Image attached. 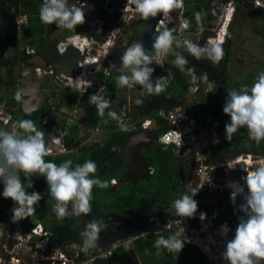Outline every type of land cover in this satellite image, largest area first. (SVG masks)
Here are the masks:
<instances>
[{"label": "clouds", "instance_id": "obj_1", "mask_svg": "<svg viewBox=\"0 0 264 264\" xmlns=\"http://www.w3.org/2000/svg\"><path fill=\"white\" fill-rule=\"evenodd\" d=\"M129 3L135 6L143 19L156 17L158 13H167L174 8L183 6V0H129ZM257 7H264V4L257 0ZM196 15L199 19L200 14ZM40 17L45 23H55L57 26L69 30L85 22L82 8L74 5L70 7L68 0H44ZM187 26L186 22L185 27ZM159 33L153 47L167 54L175 39L172 34L173 30L165 27ZM222 43L223 39L208 49L199 48L187 39L183 41L184 47L193 55L199 57L206 53L214 63H218L224 57ZM121 61L125 68L131 69V77L119 75L116 78L118 85H129L131 80L143 86L151 94H160L165 90L164 77L159 78L153 86L149 82V76L153 69L139 67L141 64L147 65L151 62V57L145 54L141 44L133 43L128 47L121 57ZM186 63L187 61L177 53L174 64L183 71V66ZM202 78L207 80V74ZM89 86L90 83L87 87ZM15 98L17 100L21 98L19 92L16 93ZM91 101L97 102L98 108L101 110L108 106L106 101L100 102L97 96H92ZM136 103L140 104L141 102L137 100ZM223 112L230 117V122L225 124L226 137L236 133L240 127L246 126L249 129L250 137L257 143L264 139V72L257 76L250 90L247 87L240 90H227ZM110 115L114 114L110 113ZM17 128L23 130L26 135H22L20 131L0 128V182L3 184L2 196L11 198L15 202V206L11 209L12 221H20L33 215L36 211L33 206L42 199L41 194L37 191L27 192L26 189L33 185L29 183L25 187L19 172H24L26 175L38 172L45 178L50 196L56 201L53 210L58 219H63L68 214L67 205L69 202L73 203V214L89 213L93 185L100 188L109 186L108 181L90 177V174L96 172V164L87 160L73 168L71 160L63 161L59 165L52 161L46 162L43 157L49 154V150L45 145V133L38 130L35 122L31 120L18 121ZM244 170L246 175L243 180L244 186L247 187V194H244V186L239 183L230 182L229 184V187L232 188L230 200L233 203H235L237 194L243 195L244 203L239 205V210L244 213V216L239 217L234 236L226 241L221 255L227 264H264V165ZM198 190L193 189L190 195L182 194L173 202L172 207L178 216L194 217L198 203L193 197L198 193ZM205 218L206 213L200 212L199 219L203 221ZM220 227L221 235H227L229 232L227 223L225 222ZM103 228L104 226L97 222L86 225L85 230L81 233V236L84 237V251L96 246ZM183 240L179 233L167 238L160 236L155 241V246L158 250L164 247L178 254L184 247Z\"/></svg>", "mask_w": 264, "mask_h": 264}, {"label": "trees", "instance_id": "obj_2", "mask_svg": "<svg viewBox=\"0 0 264 264\" xmlns=\"http://www.w3.org/2000/svg\"><path fill=\"white\" fill-rule=\"evenodd\" d=\"M28 1V2H27ZM33 3V1L29 0H0V20H2V12L5 9L6 5L14 4L17 8L18 16L25 14L26 4ZM25 5V8H24ZM34 7V6H33ZM31 7V10L33 9ZM191 13L188 14V20H195V18L191 17ZM2 33L4 32L5 26H1ZM193 30V28H192ZM1 35L3 36V34ZM2 37L0 36V39ZM188 40L191 41L189 38ZM178 41L174 42L177 44ZM177 53L179 52L182 56L189 55V51L186 47H184L183 42L179 44L178 48H176ZM17 56V58H16ZM195 60L196 57H193ZM18 60L20 62H18ZM25 58L23 57L22 51H18L17 55H12L11 58L1 60L0 61V88H5L9 95V100L4 101L8 106V112L13 115L14 120H31L34 121L36 126H40V122L44 117L46 111H50V125L56 127L57 115L56 112H52V108L57 107L56 111L60 110L67 104L69 108L72 107V104L76 101H80V103L84 106L86 110V115L84 117V121H82V125L86 128V135L82 138H77V135L80 131V124H75L74 122L66 124L67 132L65 135V143L66 146L70 147V143H74V145H78L82 142V139H85L90 134V129L102 127L104 126L107 130L108 134H106L105 144L102 146L99 142H93L89 144L81 145L75 153H67L61 154L58 157H48L44 156L43 159L47 161L55 162L56 164H60L63 161L71 160L73 162L72 167L74 168L77 164H83L87 160H91L96 164V172L94 174H90L91 178H99L102 181H108L109 186L107 188H100L96 185L92 187V199L90 201L91 210H104L109 206L103 200L104 197H108L111 199V207H115L118 209H127L131 208L134 205L137 206V201L141 196H150L154 195L156 191L160 189H164L167 183V177L172 176L175 172V168L177 169V164L174 162L176 158L173 155L172 148H164L161 146L160 151L155 153H149L146 161L147 166L149 168H153L154 172L151 176V182L146 183L143 182L144 186H140L139 184L135 187L128 186L129 190H123V187H120L114 192L110 193V187L112 186L111 180L116 179L119 175L122 174L123 171L126 170L125 166V147L128 138V134L132 132H136L142 129V122L147 118H153L157 121L155 126V132L163 134L168 129V124L159 118L156 117L157 111L164 109L166 111L175 110L184 107L187 104V94L188 89L191 86V75L195 73L199 76L200 81L204 86L212 83L213 81L207 76V80H204L202 77L205 75L204 71L201 69H197L188 63H186L181 71L180 67L176 66V64L170 65L166 63L165 71L161 75L164 77V83L166 84V88L160 94L155 93H147V95L143 98L142 103L140 105L136 104L131 109V113H127L126 106L127 100L123 99L117 104L114 103V98L112 97L115 92L119 91L120 85L117 84L116 78L119 75H125L117 73V76H111L107 80V85L103 92L98 95L100 102L106 101L108 103L107 107H104L102 110L98 108L97 102H92L91 99L84 98L80 99L78 94H74L73 96L70 94L69 88L63 91L62 97L59 99L58 103H54L55 100V92L53 91L50 95V101L52 100V104L47 105L43 109L35 112L33 115L26 116L21 111L22 102H20L22 98V92L20 91V87L18 86V77H17V68L23 64ZM202 64L208 66L211 65L210 62H202ZM169 64V65H168ZM2 68H6L9 72L6 77L2 74ZM191 70V71H189ZM160 77V78H161ZM252 79L247 82H242L244 85L240 87V83L234 82V84H229L227 82L224 85L215 83L214 93H210L208 95L200 94L203 102L207 104V108L210 111L214 112L216 117L224 120V126L221 130L222 134H225V124L230 122V117L223 112V105L225 101L222 99V93H226L227 90L236 89L240 90L247 87L249 90L251 89ZM156 83V82H155ZM153 84V86L155 85ZM20 93V99L17 100L16 93ZM8 102V103H7ZM11 108H16L15 111H11ZM188 113H195L196 117L202 118L206 116V110L202 109L199 106H194L191 108ZM102 111V114H100ZM16 113L19 114L16 115ZM110 113L114 115H110ZM187 113V114H188ZM70 125H71V134H70ZM40 129V128H39ZM127 129V130H124ZM18 131L23 134V131L19 129ZM238 132L242 134V136L236 135L231 142L224 141L222 145L218 148H212L209 150V157L214 160H227L232 159L239 154L246 153H264V139H262L259 143L255 140H251L248 137L249 129L244 126L238 129ZM167 159V161H166ZM20 178L24 183L25 187L29 183H32L33 187L27 188V192L31 193L32 191H37L41 194L42 199L37 204L38 206H49L51 204H55L56 201L53 200L50 196L49 189L45 178L38 172H33L30 174H25L24 172H19ZM175 184L177 182L175 181ZM157 186V190H153V186ZM162 191V190H160ZM3 188L0 183V224L6 221H11L13 224L20 227H30L32 225H36L37 223L45 222L44 220H40L39 217L34 218L33 215L21 219L20 221H12V211L11 209L15 206V202L11 198H4L2 196ZM73 203L69 202L67 207H72ZM36 210V209H35ZM54 216H57L55 214ZM175 214L173 217H176ZM46 223H50L48 225H44L51 234V244L50 248L54 249L55 247H59L57 240L62 239L67 242H79L81 243V233L83 232L82 226L79 224L78 219L74 217L65 216L63 219H59V221H47ZM174 232H171L170 235H174ZM159 237L153 236L150 240L141 239L134 242V249L142 256H147L149 252L158 253L163 252L167 259L171 254L167 253V248L161 247L159 250L155 246V241ZM165 238V237H164ZM183 240V239H182ZM184 241V240H183ZM184 247L180 251L184 256H194L198 259L205 262V264H210L209 260L206 256L201 252V250L192 244L184 241ZM63 249L67 251H73L71 246L61 245ZM96 250L92 253H98ZM108 262L114 260H119L120 262H126L129 259V253L126 247H122L109 256ZM152 260V259H151ZM199 264H203V262H199Z\"/></svg>", "mask_w": 264, "mask_h": 264}, {"label": "built area", "instance_id": "obj_3", "mask_svg": "<svg viewBox=\"0 0 264 264\" xmlns=\"http://www.w3.org/2000/svg\"><path fill=\"white\" fill-rule=\"evenodd\" d=\"M109 1L105 0L106 3ZM260 3L264 4V0H260ZM124 4L123 11L131 9L135 13L138 12L132 7L129 0H126ZM262 8L264 9V7ZM26 19L24 15L18 17L17 21L21 28L25 25ZM97 31L99 33L104 32L103 28ZM116 39L117 34H113L105 42L95 44L80 35L69 36L60 43L59 48L62 52L72 43L82 51L88 50L89 52V55L81 62L82 73L76 77H71L58 76L53 68H38V71L45 76L57 77L59 90L69 88L79 91L81 95L89 94L96 84L99 73L111 75L113 68L111 65L112 49ZM89 83L90 86L87 87ZM191 83L187 94V104L184 107L169 111L161 109L157 111L156 117L168 124V129L159 137L161 146L166 149L172 148L176 156L185 153L192 158L196 165L194 182L191 184L189 192L191 194L193 189H199L193 197L198 203V209L192 218L177 215L170 219L153 236L167 238L171 232H174L175 234L179 233L180 238L185 239L186 242L200 240L206 245L213 246L215 262L226 264L227 262L222 259L221 255L225 243L234 236L239 217L244 216V213L239 210L238 196H236L235 203L230 200L232 188L229 187V184L230 182H237L244 186L243 177L246 172L240 169L241 165H244V169L264 165V153L248 152L223 161L210 158V149L220 147L224 141L231 142L236 135L242 136V134L238 131L230 137L222 134L224 120L217 118L215 113L210 111L207 104L202 101L200 94H213L215 84L212 82L204 86L195 73L191 75ZM48 95L50 105L53 102L50 101V93ZM226 97L227 92L222 93L224 101ZM194 106L206 110V116L199 118L195 116V113H188L190 110L192 111L191 108ZM48 122L49 116L45 115L40 124L47 125ZM4 123L8 124L7 120ZM156 124L155 119L147 118L141 126L145 129L155 128ZM9 128H13V126H9ZM64 134H66L64 129L52 134L51 145H54L58 152H63L66 149ZM248 137L253 140L250 133ZM47 149L49 155H53V151ZM111 182H115V179H112ZM245 188L246 186H244V194ZM200 212L206 213V218L203 221L199 219ZM202 222L204 224L200 228L197 227ZM225 222L229 232L227 235H221L220 226ZM51 236V232L41 223L28 228L17 226L11 221L1 223L0 264H104L113 251L122 247L127 248L129 244V242L122 243L123 241L113 243L108 247L99 249L98 253H92L96 250L84 251L74 246H72L73 251H67L61 245L54 249L50 248ZM167 251L171 252L168 249Z\"/></svg>", "mask_w": 264, "mask_h": 264}, {"label": "flooded vegetation", "instance_id": "obj_4", "mask_svg": "<svg viewBox=\"0 0 264 264\" xmlns=\"http://www.w3.org/2000/svg\"><path fill=\"white\" fill-rule=\"evenodd\" d=\"M31 1H33V3L26 4L27 12L23 14L27 19L25 25L21 28L19 48L15 50H10L14 56L17 55L18 51H22L23 57L25 58V62H23V67H22L23 68L22 70L24 71L28 67L27 62L34 58H37L40 55V46L42 44H45L48 41L59 42L62 38V32H61L62 26H59V28L56 29L58 26L55 23L48 24L41 20L40 10L41 7L43 6L44 0H31ZM70 1H71L70 4H68L70 7L73 5L78 7L77 5L78 3H74V2H78L77 0H70ZM199 1H201L200 3L202 4L200 8L196 7L197 5L196 3L197 2L199 3ZM92 2L94 3V5H96L99 8L100 13L102 14V18L97 19L96 22L94 23L85 20L83 25L85 26L86 29L92 28L90 24L93 25V29H95L96 31L100 28H103L104 32L101 33L103 34V41L101 42H105L106 40H108L110 35L117 34V39L114 40L115 45L121 43L124 44L126 47H130L133 43H138L137 38L139 37L140 30L142 29V25H139V20H140L139 12L135 13L131 9H129L128 11H123L122 8H124L125 6L124 2H126V0H110L108 3H106L105 0H92ZM191 2L192 0H183L182 7L174 8L167 13H162V19L158 21L156 30L163 31L165 27L168 29H172L173 30L172 34L173 37L175 38L174 42L178 41L177 44H181L185 39L188 40L190 38L191 42L197 45L199 48L210 49L214 44L220 43L221 39H223V43L221 44V47L224 50V57L218 63H214L213 60L209 59L206 53L202 54L199 57L193 55L191 52L189 53V55L186 56L185 55L182 56L179 52L178 53L184 59L190 57L189 59L191 60V62L201 64L206 68L209 67L215 71H220L226 75H229L230 78L227 82L230 81L232 76L234 77V82L235 81L242 82L243 77L245 78L248 76V74L251 73H254L252 77L253 80H255L258 76L256 75L255 70L259 66V63L263 64L264 67V58L263 61L255 60L254 58L256 55L255 49H257L256 41L262 42V45L260 46L261 54H263L264 52L263 51L264 9L262 7H257V0H194V5H192ZM82 4L85 5L84 2ZM8 6H13L12 13L17 14L18 16V11L17 8L14 6V4L6 5L5 9ZM193 6L196 8H193ZM31 7H33L32 11H30ZM5 9L2 12V17H1L2 20H0V36L2 37L0 39V45L6 42L4 38V32L7 27V20L3 18V13L5 12ZM189 13L193 14L191 15V17L195 18V20H188L190 17V16L188 17ZM197 13L200 14L199 19H197V15H196ZM132 16L134 17L131 19ZM186 22L188 24V27H185ZM1 26H5L3 33ZM29 29L32 30L30 38L26 37V32ZM1 33L3 34V36L1 35ZM252 34L253 35L258 34L261 40L260 39L256 40L255 38L252 37ZM73 35L74 34H71L69 36H73ZM86 36L88 37V35ZM91 37H93V35ZM99 37L102 40L101 35H99ZM193 39H195V42L193 41ZM174 42L172 44V47H173V51H175L176 53L173 57H169L168 53L165 54L163 51L160 50L157 54H155L151 58L152 60L155 61L157 65V73L152 77V80L150 81L152 84H154L164 73L165 71L164 68L166 63L170 62L169 63L170 65L174 64V60L176 59V54H177L176 48H178V46L174 44ZM252 43L254 44L253 45L254 51L252 50L253 46L250 47ZM144 50H145V54L147 55L148 51L146 49ZM10 51H8V53ZM193 57H196V59L202 62L203 61L210 62L211 65L206 66L201 62L195 60ZM36 71L37 73H35V71L34 73L38 75V68H36ZM117 75L118 74L115 72L114 68H112L111 75L109 77L111 76L115 77ZM125 75L131 77V69L128 73H125ZM51 78L52 76H45L44 81L38 80L44 83L43 89L46 90L45 84L50 83ZM213 83L215 84L216 82L213 81ZM126 87H128V85H126ZM53 91L50 92V95L52 94ZM131 92H132L130 94L131 99H129V102H131L132 107H134L137 104L136 103L137 100H139L142 103L143 98L148 93L143 86H137V85L132 86ZM46 99H47V104H46L47 106L49 105L48 94H46ZM45 115L49 116L50 111H46L44 116ZM49 122H51L50 117H49ZM49 122L47 125L40 124L39 130L45 133L44 135L45 144L47 148L53 151V153L58 154L54 156L57 157L61 154L67 153L66 151L67 149L63 152L61 151L58 152L57 148L54 145H51L52 143L51 139L53 136L52 134H55L56 131L52 128L53 126L50 125ZM79 128L82 131V135H86V128L83 125H80ZM147 129H150L154 133H157L160 137V133L155 132V128H147ZM99 133H102L100 132L99 127H97L96 129L95 128L90 129V134L87 137L88 140L95 139L93 136ZM107 133H108L107 131L104 132L105 135ZM65 135L66 134H64V137ZM93 142L94 141H92V143ZM160 147L161 144L159 143V139H158L157 141H154L151 152L148 151L147 149H143L142 154L146 159L149 153H155L156 155L157 152L160 151L161 149ZM174 162H176L178 167L177 169L175 168V172L172 176L167 177V183L165 188L160 189L162 191L160 190L156 191L154 195H150L146 197L141 196L137 201V206L134 205L131 208L139 209L140 206L138 202L142 203L143 201V206L145 208L144 210H146V212L152 211L155 213L162 210L167 213L166 218H169L168 221L174 218L173 216L176 214V212L172 207L173 201H171V197L174 196L175 199H178L182 194L190 195L189 188L191 184L194 182L195 166H196L192 158L186 155L185 153H182L180 154V156L176 157L174 159ZM150 169L153 170V168ZM153 172L151 173V176ZM118 178L115 179L114 184L116 183V180ZM175 181L177 182V184H175ZM143 182L150 183L151 180L149 182L140 181L138 184ZM120 187H123V190L125 188H128V186L118 184L117 189L119 188V190H121ZM131 187H135V186H131ZM111 188L112 186L110 187V189ZM53 206L54 204H51L49 206H38L36 204L33 207L36 209V211H38V213H40L38 215L40 220L50 221L51 217L56 214L53 213V211L52 212L49 211L50 209H53ZM108 206H109L108 208H105L104 210H98V212L106 213L108 211L124 210V209L111 207V205ZM67 208H73V206ZM90 211H95V210H90ZM126 217L127 216H123L124 219ZM76 219H78V222L82 226L83 231L85 230L87 224L91 222H95V220L86 217H79ZM97 222L104 226V228L101 229L100 231L99 239L107 240L110 239L113 236V234H117L114 228H112L115 227L116 225L115 223L109 221H97ZM159 226L162 228L164 225L162 226L159 225ZM153 234L154 233H147V232L142 233L135 236L132 240H125L122 243L129 242L127 248H131L133 252V256H135L134 252L137 251L134 249V242L141 239L150 240V238L153 237ZM83 241H84V237L81 238V243L79 242H73V243L77 245V248L80 247V249H83ZM184 241L186 240L184 239ZM187 243L194 245L193 242H187ZM60 245H65L64 240H62ZM208 246H210L211 248V255H212L211 258L214 260L215 251L211 245ZM172 254H174V252ZM192 255L193 256H188V257L181 255L184 259H187V261H184V263H180V264H192V263L199 264V262H203L202 260L195 257L194 256L195 254ZM173 257L174 255L168 257L169 258L168 261H170V264H173L171 263V261H173L172 259ZM175 259L176 257L174 258V260ZM112 261H109V264H111ZM150 262H154V261L150 260Z\"/></svg>", "mask_w": 264, "mask_h": 264}, {"label": "water", "instance_id": "obj_5", "mask_svg": "<svg viewBox=\"0 0 264 264\" xmlns=\"http://www.w3.org/2000/svg\"><path fill=\"white\" fill-rule=\"evenodd\" d=\"M77 1L78 2L74 3H78V8H82L85 20L94 23L97 19L102 18L99 8L94 5L92 0ZM70 2L71 1L68 0V4H70ZM83 2L85 5L82 4ZM132 7L135 9L134 5H132ZM12 9L13 6H8L3 13V18L7 20V27L4 32V38L6 42L0 45V60L6 58V53L8 50H15L19 48L21 27L17 21L18 16L17 14L12 13ZM139 16V25H142V29L140 30V35L137 40L138 43L148 51L147 55L152 58L160 51L155 49L153 44L156 37H158L160 34L156 28L158 21L162 19V13H158L156 17H149L148 19H143L140 13ZM58 28L59 26L56 29ZM31 32L32 30L29 29L26 32V37L30 38ZM67 38L68 37L60 40L59 42L48 41L45 44H42L40 46V55L37 58L27 62L28 67L26 68V72L23 73L24 80L22 85L24 87L21 90L23 96H25V100H23L21 108V111L24 115H33L35 112L43 109L47 104L46 94H48L49 91L47 92L45 89H43V82L35 80L33 73L34 71L37 73L36 68H53L58 76L76 77L82 73L81 62L89 55V52L88 50L82 51L73 43L69 44L68 48L62 52L59 48L60 43ZM127 48L128 47L121 43L114 46L112 51L111 65L117 73L125 74L130 71V68H125L121 61V57L124 55V52ZM189 58L190 57H187L185 59L187 63L197 69L203 70L212 81L224 85L229 80V75H226L220 71H215L209 67L206 68L201 64L191 62ZM18 62L20 61L18 60ZM139 67H148L153 69L149 76V82L157 73V65L152 59L147 65L141 64ZM129 83L131 86H141L131 80ZM47 84L48 83L45 85ZM158 139L159 135L150 129H142L140 131L128 134L125 147L126 170L121 175H119V178L116 180L115 184H111L112 187H117L118 184L125 186H136L140 181L149 182L151 180V173L153 170L147 166L146 159L142 154V150L147 149L151 152L154 141H157ZM240 169L244 170L243 164L241 165ZM245 194H247V187L245 188ZM237 196L238 204L240 205L244 203L243 196ZM138 204L140 206L139 209L130 208L121 211H108L106 213L90 211L87 214L81 213L79 215L73 214V208H67L68 214L66 216L74 218L86 217L95 220V222L109 221L116 224L115 227L112 228H114L117 234H113V236L107 240L99 239L96 246L90 248L91 251H94L102 247H108L113 243L132 240L135 236L142 233H155L161 228L159 225L162 226L167 223L169 218H166V212L162 210L155 213L152 211L146 212V210H144L145 208L143 206V201L142 203L138 202ZM49 211L56 213L53 209H50ZM123 216L127 217L124 219ZM203 224L204 222L197 225V227L200 228ZM57 242L58 244H61L62 239H58ZM64 244L71 247H77V245H75L73 242L64 241ZM193 244L199 247L201 251L209 258L212 256L209 246L205 243L197 240L196 242H193ZM78 248L80 249V247Z\"/></svg>", "mask_w": 264, "mask_h": 264}, {"label": "crops", "instance_id": "obj_6", "mask_svg": "<svg viewBox=\"0 0 264 264\" xmlns=\"http://www.w3.org/2000/svg\"><path fill=\"white\" fill-rule=\"evenodd\" d=\"M24 8H25V5H24ZM90 25L92 26V28H88V29L84 28L82 33H74V36L75 35H80L83 38L89 39L92 43H95V44H97L98 42L101 43V41H103V34L99 33L95 29H93V25L92 24H90ZM86 35H88V37ZM92 35H93V37H91ZM99 35H101L102 40L100 39ZM8 51H10V50H8ZM8 51H7V53H8ZM10 52L8 54L6 53V58L5 59H9V58L12 57L13 53L12 52L10 53ZM5 59H3V60H5ZM22 67H23V64H21V66H19V68H17V77H18L17 80H18V86L20 87V91L24 87L22 85L23 84V80H24L23 73L26 72V70L25 71L22 70L23 69ZM8 73L9 72L7 71L6 68H2V74L5 77H6V75ZM39 73H40V71H38V75H36L35 73H33L35 80H43L44 81L45 80V75L44 74H41V73L39 74ZM109 76L110 75H105L103 73H99L98 76H97L96 84H95V86L92 87L91 92L89 94L81 95L79 91L69 89L70 90V94L72 96L74 94H78L79 97H80V99H84V98L91 99L92 96H97L98 97V95L101 92L104 91V89H105V87L107 85L106 84L107 83V80L110 78ZM50 82L51 83L49 85L48 84L46 85V91L47 92L49 91V93H50L51 91L54 90V92H55V100H54V103H58L59 102V99L62 97V94H63V91L64 90H59L57 88V86H58L57 85V82H58V78L57 77L53 76L50 79ZM131 88H132V86L130 84L128 85V87L121 86L119 88V91L118 92H115L114 95L112 96L114 98V103H116V104L118 102L122 101L123 99H126L127 100V106H126L127 113H130L131 108H132L131 102H129V99H131L130 98V94L132 93L131 92ZM0 91L2 92V95H0V98L2 97L1 99H3L4 101L9 100V95H8V92L6 91V89L5 88H0ZM127 92H128V94H127L128 97L125 95V93H127ZM1 99H0V128H4V129L9 130V131H18L19 130L17 128V122L18 121L14 120L13 115L8 112V106H7V104H5L4 101H1ZM23 100H25V96H23V94H22V98H21L20 102H23ZM55 106H54V108H52V112H56V115H57L56 127L54 126V128H53L56 132L57 131H61L62 129H64L67 132L66 124H68V123L70 124V123L74 122L75 124L82 125V121H84V117H85V115H86L87 112H86L84 106L80 103V101L74 102L72 104V107L71 108H69L67 104H64V106L62 108H60V110H58V111H56L57 107H55ZM10 110L11 111H15L16 108H11ZM16 115L19 116L18 113H16ZM6 120H7L8 124L4 123V121H6ZM9 126H13V128H9ZM99 128H101V127H99ZM37 129L39 130V126L37 127ZM70 134H71V125H70ZM22 135H26V133H23ZM103 135H105V134H103ZM82 137H84V135H82V131L80 130L79 133H78V135H77V138H82ZM88 143H89L88 142V138H85V139H82V142L79 143L78 145H74V143H70V147L69 146L66 147L67 150L66 149L65 150L67 152L69 151V153H75L81 145L88 144ZM100 144L103 146L105 144V141L104 142H101ZM46 148H47V146H46ZM56 155H58V154L57 153H53V155H49L48 154L46 156H48V157H54ZM173 155H174V152H173ZM174 156L175 157H178L176 155H174ZM116 189H117V187H112L110 189V193L114 192ZM103 200L105 201V203L107 205L113 204L111 202V199L108 198V197H104ZM209 248H210V246H209ZM210 250H211V248H210ZM173 252H174V254L176 253L175 251H171V252H168L167 251V253H169V254H172ZM154 254L159 258V256H158L157 253H154ZM203 254L209 260V263L210 264H221V263L215 262L211 257L209 258L205 253H203ZM178 255H183V254H181L179 252ZM174 258H175V256L172 258L173 261H171V263H173V264H180V262H175L176 259L174 260ZM203 264H205L204 261H203Z\"/></svg>", "mask_w": 264, "mask_h": 264}, {"label": "rangeland", "instance_id": "obj_7", "mask_svg": "<svg viewBox=\"0 0 264 264\" xmlns=\"http://www.w3.org/2000/svg\"><path fill=\"white\" fill-rule=\"evenodd\" d=\"M201 1H199V3L197 2L196 4V7H199L200 8V6H202V4L200 3ZM192 5H194V0H192ZM196 7H194L193 6V8H196ZM192 8V9H193ZM85 28V26L83 25V24H80V25H77L76 27H74L73 29H71V30H69V29H67V28H65V27H62V30H61V32H62V38H61V40L62 39H65L66 37H68L69 35H71V34H74V33H82L83 32V29ZM252 37L253 38H255L256 40H259L260 39V36L258 35V34H255V35H253L252 34ZM261 40V39H260ZM193 41L195 42V39H193ZM255 43V42H254ZM254 44L252 43L251 45H250V47H252ZM256 45H257V49H255L256 50V52H255V60H262L263 61V58H264V56H263V54H264V52H263V54H261V49H260V46L262 45V42H257L256 41ZM252 50L254 51V46H253V48H252ZM263 51H264V48H263ZM175 51H173V47L171 46V49H170V51L168 52V55H169V57H173L174 55H175ZM263 64H261V63H259V66L257 67V69L255 70L256 72V75H259L260 73H262V72H264V70H263ZM254 73H251V74H248V76L247 77H243V81L242 82H247V81H250L251 80V78H252V75H253ZM247 78V79H246ZM254 81L255 80H253L252 79V84L254 83ZM235 82H238V83H240V87H243L244 85L242 84V82L241 81H235ZM51 83V82H50ZM50 83H48V85L50 84ZM229 84H234V77L232 76V78L230 79V81H229ZM252 86V85H251ZM128 92L127 93H125V95L128 97ZM0 95H2V92L0 91ZM131 113V112H130ZM129 113V114H130ZM106 131V129H105V127L104 126H102L101 128H100V132H102V133H99V134H95L93 137L95 138V139H90V140H88V142L89 143H92V141H94V142H104L105 141V138H106V135H103L104 134V132ZM88 143V144H89ZM1 183V185H2V187H3V184H2V182H0ZM140 186H144L143 185V183H140L139 184ZM157 188V186L156 185H154L153 186V190H157L156 189ZM126 191L127 190H129L128 188H126L125 189ZM176 199H175V197L174 196H172L171 197V201H175ZM40 213H38V211H35V213L33 214V217L34 218H36V217H39L38 215H39ZM53 221L55 222V221H59V219L57 218V216H52L51 217V219H50V222H52L53 223ZM47 221H45V222H40L41 224H43V225H48V224H50V223H46ZM128 249V253H129V259L126 261V262H120L119 260H114L113 259V261H112V263L111 264H170V262L168 261V259H167V257H166V255L163 253V252H160V255H158L159 256V258L152 252H149V254L147 255V256H144V257H142L138 252H134V254H135V256H133V252H132V250H131V248H127ZM171 255H174L175 257H176V260H175V262H180V263H184V261H187V259H184L181 255H178L177 253H175V254H171ZM171 257V256H170ZM152 259V261H154V262H150V260ZM108 260L109 259H107L105 262H104V264H109V262H108ZM193 264V263H192Z\"/></svg>", "mask_w": 264, "mask_h": 264}, {"label": "bare ground", "instance_id": "obj_8", "mask_svg": "<svg viewBox=\"0 0 264 264\" xmlns=\"http://www.w3.org/2000/svg\"><path fill=\"white\" fill-rule=\"evenodd\" d=\"M98 86V85H97Z\"/></svg>", "mask_w": 264, "mask_h": 264}]
</instances>
